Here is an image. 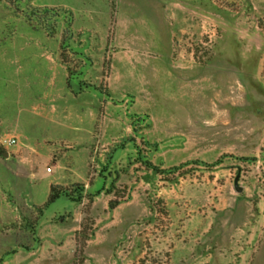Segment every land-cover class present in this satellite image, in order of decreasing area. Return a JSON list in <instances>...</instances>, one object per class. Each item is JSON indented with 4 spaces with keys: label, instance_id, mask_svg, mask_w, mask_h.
Instances as JSON below:
<instances>
[{
    "label": "rangeland",
    "instance_id": "obj_1",
    "mask_svg": "<svg viewBox=\"0 0 264 264\" xmlns=\"http://www.w3.org/2000/svg\"><path fill=\"white\" fill-rule=\"evenodd\" d=\"M0 264H264V0H0Z\"/></svg>",
    "mask_w": 264,
    "mask_h": 264
},
{
    "label": "trees",
    "instance_id": "obj_2",
    "mask_svg": "<svg viewBox=\"0 0 264 264\" xmlns=\"http://www.w3.org/2000/svg\"><path fill=\"white\" fill-rule=\"evenodd\" d=\"M61 194L62 193L61 192H58V191L57 192H54L53 191V188H52V192H51V194L49 196V199L47 201V204H51V203L55 202L60 197Z\"/></svg>",
    "mask_w": 264,
    "mask_h": 264
},
{
    "label": "built area",
    "instance_id": "obj_3",
    "mask_svg": "<svg viewBox=\"0 0 264 264\" xmlns=\"http://www.w3.org/2000/svg\"><path fill=\"white\" fill-rule=\"evenodd\" d=\"M8 144H13L15 142V139H8Z\"/></svg>",
    "mask_w": 264,
    "mask_h": 264
},
{
    "label": "water",
    "instance_id": "obj_4",
    "mask_svg": "<svg viewBox=\"0 0 264 264\" xmlns=\"http://www.w3.org/2000/svg\"><path fill=\"white\" fill-rule=\"evenodd\" d=\"M7 156V155H6Z\"/></svg>",
    "mask_w": 264,
    "mask_h": 264
}]
</instances>
